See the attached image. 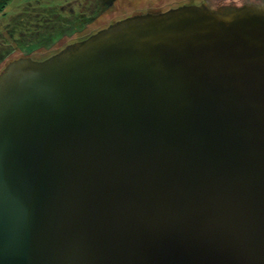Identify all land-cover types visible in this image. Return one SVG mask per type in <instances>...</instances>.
<instances>
[{
    "label": "water",
    "instance_id": "water-1",
    "mask_svg": "<svg viewBox=\"0 0 264 264\" xmlns=\"http://www.w3.org/2000/svg\"><path fill=\"white\" fill-rule=\"evenodd\" d=\"M230 1L0 67V264H264V4Z\"/></svg>",
    "mask_w": 264,
    "mask_h": 264
},
{
    "label": "rangeland",
    "instance_id": "rangeland-1",
    "mask_svg": "<svg viewBox=\"0 0 264 264\" xmlns=\"http://www.w3.org/2000/svg\"><path fill=\"white\" fill-rule=\"evenodd\" d=\"M181 1L192 0H13L0 12V67L19 54L53 51L109 20ZM201 1L215 7L226 0Z\"/></svg>",
    "mask_w": 264,
    "mask_h": 264
},
{
    "label": "trees",
    "instance_id": "trees-1",
    "mask_svg": "<svg viewBox=\"0 0 264 264\" xmlns=\"http://www.w3.org/2000/svg\"><path fill=\"white\" fill-rule=\"evenodd\" d=\"M11 1H13V0H0V12H2L3 11V9L8 5V4H10L11 3ZM220 4V3H219ZM225 4V3H224ZM167 9H169V8H167ZM167 9H162V10H167ZM159 11H161V10H159ZM158 11V12H159ZM89 36V35H88ZM85 37H87V36H85ZM85 37H83V38H85ZM80 40H82V39H79L78 41H80ZM60 51V50H59ZM49 55H51V54H49ZM49 55H47V56H45V58H47V57H49ZM28 56H30V55H28ZM32 57V56H31ZM39 59H43V58H39Z\"/></svg>",
    "mask_w": 264,
    "mask_h": 264
},
{
    "label": "flooded vegetation",
    "instance_id": "flooded-vegetation-1",
    "mask_svg": "<svg viewBox=\"0 0 264 264\" xmlns=\"http://www.w3.org/2000/svg\"><path fill=\"white\" fill-rule=\"evenodd\" d=\"M204 1H201V2H198V4H200V3H203ZM223 2H225V1H223ZM229 3H234V1L232 0V1H230ZM263 4H264V2H262Z\"/></svg>",
    "mask_w": 264,
    "mask_h": 264
}]
</instances>
